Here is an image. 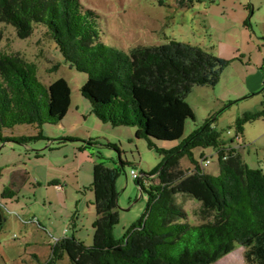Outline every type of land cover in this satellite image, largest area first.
Listing matches in <instances>:
<instances>
[{
	"label": "trees",
	"instance_id": "obj_1",
	"mask_svg": "<svg viewBox=\"0 0 264 264\" xmlns=\"http://www.w3.org/2000/svg\"><path fill=\"white\" fill-rule=\"evenodd\" d=\"M192 1L175 0L180 6ZM0 22L11 26L18 38L37 31L42 40H51L64 62L86 73L79 92L90 102L89 111L112 127H133L135 138L145 140L161 157L147 173L129 171L146 194V204L138 220L116 238V180L130 163L118 155L119 164L108 167L96 151L99 160L93 161L92 180L85 188L93 193L96 215L92 243L86 245L74 235L61 237L44 264H57L64 254L71 264H215L237 248L242 249L246 264H264V167L251 168L243 161L230 144L234 139L226 142L213 127L216 115L182 138L186 120L194 119L186 96L193 86H214L230 60L171 39L155 46L137 44L128 52L105 45L100 40L98 14L80 0H0ZM245 23L250 26L249 20ZM36 70V63L21 52L0 49V141L23 145L49 141L41 127L57 125L66 116L71 104L69 83L58 78L44 84ZM260 92L264 93V79ZM233 102L237 100L229 104ZM257 119H264V101L260 109L235 119V139L241 137L243 125ZM19 124H33L38 133L3 134ZM68 139L78 140L66 136L55 141ZM156 141L178 143L168 148L157 146ZM82 142L80 151L98 144L90 137ZM107 146L120 154L118 144ZM208 147L217 155V172L205 170L210 161L204 152L199 160L195 158L194 149ZM33 154L41 156L37 151ZM183 156L191 167L181 166ZM15 194L9 188L2 193L3 198ZM180 196L198 204L193 210L197 220L190 219ZM1 207L0 231L4 225Z\"/></svg>",
	"mask_w": 264,
	"mask_h": 264
},
{
	"label": "rangeland",
	"instance_id": "obj_2",
	"mask_svg": "<svg viewBox=\"0 0 264 264\" xmlns=\"http://www.w3.org/2000/svg\"><path fill=\"white\" fill-rule=\"evenodd\" d=\"M80 1L98 14L100 40L105 45L128 52L137 44L155 46L171 39L230 60L214 86H193L186 96L194 119L186 120L182 138L206 118L216 115L213 127L226 142L234 139L230 144L239 150L243 161L251 168L264 167V119L243 125L239 139H235L233 128L237 117L260 109L264 101V93L260 92L264 79V0H193L189 6H180L175 0H164L163 5L158 0ZM246 20L250 26L245 25ZM0 49L21 52L34 61L37 77L44 84L64 78L71 94L64 119L57 125L41 127L51 140H35L26 145L0 141V204L4 216L0 264H44L53 243L64 236L74 235L86 245L92 243V221L96 215L93 193L85 188L92 180L93 161L99 160L96 151L102 153L101 160L108 167L118 163V155L130 163L124 165L116 180L119 220L114 234L116 238L123 236L146 204V194L140 192L129 171L133 168L138 175L149 172L159 163L160 155L145 140L135 138L133 127H112L89 111L90 102L79 92L86 73L64 62L51 40H42L37 31L25 39L18 38L11 26L0 22ZM231 100L237 102L229 104ZM36 133L38 129L33 124L3 130L5 136ZM66 136L78 140L68 139L60 144L55 141ZM87 137L98 144L80 151L78 147ZM178 141L156 144L170 148ZM107 143L118 144L120 154ZM36 151L39 158L34 157ZM193 152L198 160L201 152L208 155L210 162L205 170L217 172L213 148H196ZM180 163L184 168L191 167L184 156ZM52 175L60 180L62 189L49 184L48 177ZM4 188L13 189L16 194L3 198ZM179 198L190 219L197 220L193 210L198 204L183 196ZM241 256L242 249L237 248L215 264H246ZM57 264L71 263L64 254Z\"/></svg>",
	"mask_w": 264,
	"mask_h": 264
},
{
	"label": "crops",
	"instance_id": "obj_3",
	"mask_svg": "<svg viewBox=\"0 0 264 264\" xmlns=\"http://www.w3.org/2000/svg\"><path fill=\"white\" fill-rule=\"evenodd\" d=\"M87 138H89V137H87ZM86 138V139H87ZM67 173V172H66ZM53 179H55L54 177H53V175L52 176H49L48 177V180H49V182H50V180H53ZM58 181H59V184H57V185H52V186H55V187H61V185H62V183L60 182V180L59 179H57ZM61 189H62V187H61Z\"/></svg>",
	"mask_w": 264,
	"mask_h": 264
},
{
	"label": "built area",
	"instance_id": "obj_4",
	"mask_svg": "<svg viewBox=\"0 0 264 264\" xmlns=\"http://www.w3.org/2000/svg\"><path fill=\"white\" fill-rule=\"evenodd\" d=\"M132 175L135 177V174L134 173H132Z\"/></svg>",
	"mask_w": 264,
	"mask_h": 264
}]
</instances>
